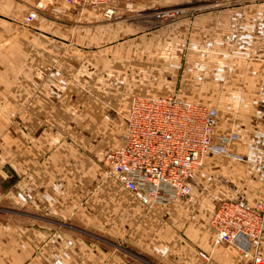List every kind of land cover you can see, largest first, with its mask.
<instances>
[{"label": "rangeland", "instance_id": "1", "mask_svg": "<svg viewBox=\"0 0 264 264\" xmlns=\"http://www.w3.org/2000/svg\"><path fill=\"white\" fill-rule=\"evenodd\" d=\"M233 1L103 0L94 5L77 4L71 0H5L3 7H0V15L4 16L0 19L4 21H0V209L49 207L51 203L54 206L55 201L50 199L44 185L18 183L19 180H28V168L14 171V160L27 161L30 147L40 154L36 160L51 156L52 160L63 159L73 165L76 160L84 158L85 162H89L86 166L94 164L103 171L106 179L114 180L108 175L104 160L108 148L114 145L117 148L121 144L129 114L119 116L117 113L124 105L105 101L99 96L103 89L93 86L106 81L110 74L115 85H122L136 77H144V74L152 77L165 71L169 79L175 76L181 84L187 77L188 81L189 78L192 80L191 83L221 84L225 90L230 83L232 69L241 62L237 64L235 55L222 57L225 65L223 78L220 82L210 80L208 83L204 79L205 72L212 67H220L222 62L218 61V56L206 55L203 51L205 46L211 44V31L224 32L222 17L224 11L236 10ZM31 13H36L37 17L29 21ZM230 17L226 33L232 34L237 29L236 14ZM210 21H214V25L208 28L206 22ZM254 24L257 32L264 28L263 19L257 18ZM93 34L101 40L94 41ZM78 36L85 39H78ZM260 42L246 39V54L240 57L245 69L251 63L253 69V72L246 71L244 74L245 92L251 89V82L263 83L257 92L258 104H234L237 111L232 112L234 105L192 101L218 110L213 138L216 145H223L224 155L208 156H219L243 164L254 163V167L251 166L253 172H259L260 167L264 171V158L253 160L264 152V50H258ZM179 49L181 52L176 54L174 51ZM195 51L197 54L191 55ZM35 65L37 71H33V75H39L38 85L30 90L29 66ZM114 71L115 75L112 74ZM45 83H53L50 103L37 104L38 110L33 111L35 104L30 103V91L43 96L50 91ZM110 89L107 88V91ZM121 90L123 92L124 88ZM16 94L21 95V103H16ZM201 95L205 93L202 91ZM218 95L213 93L212 96L216 98ZM228 106H231V110L224 108ZM239 108H242V112L243 108L246 109L245 116L241 111L238 113ZM51 113L52 118L43 120V114ZM118 116L120 118L116 119ZM223 126L226 130L224 134L218 133V128ZM43 127L51 129L52 134L31 136L28 133L29 129L42 130ZM254 143L261 146L262 151L258 152L259 148L254 150ZM238 147H244L246 154L237 153ZM45 151L48 153L44 154ZM34 154L32 157L35 159ZM37 169L35 164L34 170ZM91 176V182L75 186H79L81 191L84 187L87 193L103 190V178ZM52 187L59 198L66 199L73 185L56 181ZM138 201L134 198L133 228L132 232H127V240L130 239L126 240L127 246L132 245L135 249L130 251L129 256L134 264H156L146 259V255L136 247L144 241V232L138 230L141 215L135 212L139 209ZM177 201L186 204L194 202L182 199L173 202ZM242 202L251 208L264 203V197L254 205ZM69 205L73 204L70 202ZM100 233L117 243L125 242L126 235L118 228L116 232ZM201 259L210 262L203 257Z\"/></svg>", "mask_w": 264, "mask_h": 264}, {"label": "crops", "instance_id": "2", "mask_svg": "<svg viewBox=\"0 0 264 264\" xmlns=\"http://www.w3.org/2000/svg\"><path fill=\"white\" fill-rule=\"evenodd\" d=\"M4 1L0 0V7H3ZM233 2H235L236 10L231 12L226 10L222 17L224 32L211 31L209 33L211 44L208 42V47L205 46L203 51L206 55L218 56L220 58L218 61L222 62L220 67H212L205 72L204 79L208 83L210 80L220 82L223 78L225 65L222 57L235 55L237 64L241 62L232 69L233 73L229 75L230 83L226 85L225 90L221 84L201 85L194 81L191 83L192 80L189 78L188 81L187 77L181 84L177 81V77L173 76L169 79L168 73L161 71L152 77L144 74V77H136L122 85L117 83L115 85L110 74L106 81L93 84L103 89L99 92V96L114 105H124L123 108L120 107L119 112L117 111L121 117L129 114L132 98L135 95H177L188 101L200 100L225 105L258 104L259 93L257 92L263 83L261 81L251 82V89L245 92L244 74L246 71L253 72V69L252 63L245 69L240 57L246 54V39L261 41L258 43V50H264L262 42L264 41V28L261 32H257L254 24L257 18L264 20V0H235ZM233 14H236L237 29L229 34L226 33V26L230 23V18L233 19L230 17ZM3 17L0 15V19ZM0 21L4 23L3 20ZM213 25L214 21L206 22L208 28ZM96 36L93 34L94 41L101 40ZM77 38L85 39L80 36ZM207 38L210 37L207 36ZM174 52L179 54L181 49ZM195 54H197L196 51L191 52V55ZM29 71L28 87L30 90L36 89L37 78H39L38 74L33 75V71H37L36 65L29 66ZM112 74L115 75V71ZM193 74L197 76L196 73ZM45 84L47 88L53 85V83ZM107 88L111 89L107 91ZM202 91L205 93L204 96L201 95ZM213 93L219 95L215 98L212 96ZM50 98L51 88L43 96L36 94V91H30V103L35 104L32 110H38L37 104L50 103ZM14 99L16 103L17 101L21 103V95L16 94ZM233 107L232 112L237 111L235 105ZM224 108L231 110V106ZM45 110L47 111V108ZM245 110L243 108L242 112V108H239L238 113L241 111L245 116ZM253 111L254 108H252ZM119 116L116 119H119ZM42 117L43 120H47V118H52V113L43 114ZM33 118L36 120V116ZM241 129L244 132L247 131L246 128ZM225 131L224 126L217 130L220 134H224ZM28 133L31 136H48L52 134V131L43 127L42 130L40 128L29 129ZM252 146L255 147L254 150L259 148L258 152L262 151L261 146L255 143ZM113 148H108V151ZM237 149V153L246 154L244 147ZM37 152L30 147L27 161L14 160V171L20 172L28 168V180L23 182L19 180L18 183L44 185L46 193L50 199H54L55 203L54 206L51 203L49 207L45 205L24 209H0V264H134L129 254L135 249L132 245L127 246L126 240L127 232H132L133 228V201L134 198L137 201L138 199L132 193L125 192L127 190L115 180L106 179L103 171L96 165L86 166L89 162H85L84 158L70 165L63 159L52 160L51 156L36 160L40 155L36 154ZM33 153H35V159L32 157ZM46 153L48 152L45 151L44 154ZM256 158L263 159L264 152L253 160ZM250 163L243 164L239 161L224 160L219 156H208L204 166L197 172L193 185L195 200L192 204L177 201L168 207L157 206L155 209H148L138 201L139 209L135 212L141 215L138 230L144 232V241L136 247L146 255V259L156 264H253L252 259L242 255L238 246H214L209 226L211 212L220 201L242 200L254 205L263 199V167H260L259 172H253L251 166L254 167V163L251 165ZM35 164L37 170H34ZM91 175H98L99 179L103 178L105 183L103 190L87 193L84 187L81 191L79 186H75L86 181L91 182ZM56 181L73 185L72 192L66 194V199L59 198V195L55 193L52 184ZM70 202L73 205H69ZM117 228L126 235L125 242L117 243L100 233L102 231L116 232ZM109 236L115 235L109 234ZM200 250L211 253L212 258L209 263L204 262L198 255ZM259 252L264 259V238Z\"/></svg>", "mask_w": 264, "mask_h": 264}, {"label": "built area", "instance_id": "3", "mask_svg": "<svg viewBox=\"0 0 264 264\" xmlns=\"http://www.w3.org/2000/svg\"><path fill=\"white\" fill-rule=\"evenodd\" d=\"M99 4L103 0H71ZM31 13L28 20H34ZM218 110L177 95H136L126 118L121 144L108 151V175L149 207L195 200L192 183L208 155H224L214 143ZM214 246L235 245L253 264H264V203L247 207L241 200H222L209 219ZM244 246H243V245ZM199 255L210 260L211 253Z\"/></svg>", "mask_w": 264, "mask_h": 264}]
</instances>
